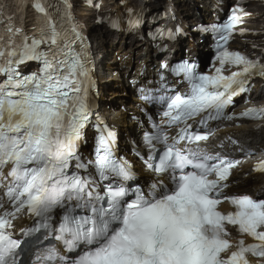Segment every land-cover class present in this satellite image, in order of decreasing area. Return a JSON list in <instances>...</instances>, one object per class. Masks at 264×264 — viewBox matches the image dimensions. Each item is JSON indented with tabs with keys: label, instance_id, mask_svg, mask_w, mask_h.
Here are the masks:
<instances>
[{
	"label": "snow or ice",
	"instance_id": "1",
	"mask_svg": "<svg viewBox=\"0 0 264 264\" xmlns=\"http://www.w3.org/2000/svg\"><path fill=\"white\" fill-rule=\"evenodd\" d=\"M72 7L71 0H0V264H17L22 241L13 230L22 213L39 218L30 231L51 230L76 253L69 260L53 246L40 264H250L248 253L264 257V199L223 194L239 162L202 150L211 133L189 123L202 114L204 126L220 118L248 90L247 77H264L259 60L224 47L242 20L236 13H247L234 9L212 29L223 42L215 74L187 62L170 69L190 90L155 98L178 133L169 137L157 126L145 136V166L162 178L145 188L129 183L136 174L117 156L115 133L102 120L93 124V69ZM225 65L242 68L225 75ZM241 115L264 118V108ZM89 126L97 133L91 158L82 152ZM256 170L264 172V162ZM225 201L234 211L219 210ZM226 225L256 243L233 244Z\"/></svg>",
	"mask_w": 264,
	"mask_h": 264
},
{
	"label": "bare ground",
	"instance_id": "2",
	"mask_svg": "<svg viewBox=\"0 0 264 264\" xmlns=\"http://www.w3.org/2000/svg\"><path fill=\"white\" fill-rule=\"evenodd\" d=\"M77 10H78V12L80 13V15H82V16H85L86 15V13L88 12V10H86V9H83L81 6H77ZM90 16H92V12L88 15V18H90ZM239 43V42H238Z\"/></svg>",
	"mask_w": 264,
	"mask_h": 264
}]
</instances>
